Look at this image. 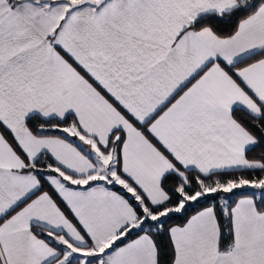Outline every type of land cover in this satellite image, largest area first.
Here are the masks:
<instances>
[{
	"label": "snow or ice",
	"instance_id": "6c2138e0",
	"mask_svg": "<svg viewBox=\"0 0 264 264\" xmlns=\"http://www.w3.org/2000/svg\"><path fill=\"white\" fill-rule=\"evenodd\" d=\"M0 264H264V0H0Z\"/></svg>",
	"mask_w": 264,
	"mask_h": 264
}]
</instances>
